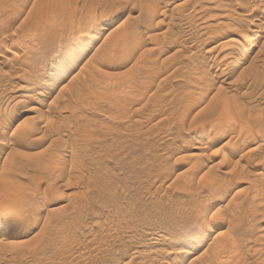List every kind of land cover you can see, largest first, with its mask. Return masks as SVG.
Returning <instances> with one entry per match:
<instances>
[{
  "label": "rangeland",
  "instance_id": "374dc122",
  "mask_svg": "<svg viewBox=\"0 0 264 264\" xmlns=\"http://www.w3.org/2000/svg\"><path fill=\"white\" fill-rule=\"evenodd\" d=\"M237 1L115 0L77 45L101 0H0V211L33 224L0 231V264H264V0Z\"/></svg>",
  "mask_w": 264,
  "mask_h": 264
},
{
  "label": "snow or ice",
  "instance_id": "6c2138e0",
  "mask_svg": "<svg viewBox=\"0 0 264 264\" xmlns=\"http://www.w3.org/2000/svg\"><path fill=\"white\" fill-rule=\"evenodd\" d=\"M111 2H115V0H101V3L97 5V9H98L97 12L89 16L85 21H83V27L85 29H90L93 31L98 29H103L104 31H107L108 29L118 24L124 12L127 10V8L132 6L128 3H123L120 5V8L116 9L115 11L102 12L99 10L100 8L104 7L106 3H111ZM71 47H72L71 45H68L63 50L66 56L61 68L62 72H67L69 75L71 74L72 71L75 70L73 64H78L79 61L83 58V56L87 55V52H83L82 54L81 53L73 54L69 51ZM51 79L53 80L54 86H58L56 85V76L51 77ZM102 86L116 89L123 87V82L118 77H109L108 79L102 81ZM217 151H219V149H217ZM204 218H206V214ZM202 223H203V218L188 220L183 225V229L177 232L178 238L180 239L196 238L200 234ZM5 227H8L11 230H23L25 225L20 219L17 218V216L11 209L6 208L0 211V231H3ZM177 247H179V245H177Z\"/></svg>",
  "mask_w": 264,
  "mask_h": 264
},
{
  "label": "bare ground",
  "instance_id": "6f19581e",
  "mask_svg": "<svg viewBox=\"0 0 264 264\" xmlns=\"http://www.w3.org/2000/svg\"><path fill=\"white\" fill-rule=\"evenodd\" d=\"M162 1H163V0H162ZM239 1H241V0H239ZM239 1H237V2L239 3ZM261 1H262V0H261ZM241 2H242V1H241ZM244 2H245V1H244ZM238 3H237V4H238ZM246 4H247L246 2H245V4H243V5H244V6H243L244 8H245V5H246ZM238 7L242 9V5H241V4H238ZM246 7H247V5H246ZM257 7H258V6H257ZM153 8H154V7H153ZM244 8H243V9H244ZM155 9H156V8H155ZM155 9H153V11H154ZM247 9H248V7H247ZM250 9H251V8H250ZM257 9H258V8H257ZM263 9H264V8H263ZM218 10H220V9H218ZM252 10H253V9H252ZM254 10H255V9H254ZM261 10H262V9H261ZM225 11H226V10H225ZM244 11H245V10H244ZM263 11H264V10H263ZM220 12H221V11H220ZM245 12H246L245 15L247 16V14L249 13V11H245ZM227 13H228V12H226L225 14L227 15ZM261 13H262V12H261ZM225 14L223 13L222 15H223V16H226ZM250 14L253 15V14L251 13V11H250ZM220 15H221V14H219V16H220ZM245 15H244V16H245ZM217 16H218V14H217ZM217 16L214 17L215 20L218 19L219 16H218V17H217ZM228 16H229V15H228ZM250 17H251L250 19H246V17H245V19H243V20H249V21L251 20L250 22H251V24H253L252 19L254 18V15H253V18H252V16H250ZM259 17H260V15H259ZM261 17H262V15H261ZM248 18H249V16H248ZM256 18H257V17H256ZM223 19H225V17H224ZM220 20H222V19H220ZM253 20H254V19H253ZM0 21L2 22V20H0ZM224 21H225V20H224ZM255 21L258 22V19H255ZM255 21H254V22H255ZM211 22H212V21H211ZM221 22H223V21H221ZM227 22H228V21H227ZM245 22H246V21H245ZM250 22H249V23H250ZM257 22H255V23H257ZM262 22H263V21H262ZM213 23H214V21H213ZM217 23H218V26H217V27H219V25H220L221 23L218 22V20H217ZM219 23H220V24H219ZM223 23H224V22H223ZM223 23H222V25H223ZM225 23H226V22H225ZM255 23H254V25H255ZM209 24H210V23H209ZM209 24H208V25H209ZM215 24H216V21H215V23H214V27L216 26ZM211 25H212V24H211ZM228 25H229V22H228ZM228 25L225 24V25H224L225 28H226ZM237 25L239 26V24H237ZM258 25H259V24H258ZM258 25L256 24L255 26L257 27ZM231 26H232V24H230V27H231ZM241 26H242V25H241ZM241 26H240V27H241ZM244 26L246 27L245 23H244ZM248 26H249V25H247V27H248ZM240 27H239V28H240ZM225 28H224V30H226ZM227 28H228V27H227ZM231 28H232V27H231ZM235 28L237 29V26H236ZM239 28H238V29H239ZM242 28H243V27H242ZM242 28L240 29L241 31H239V30H236V31H239V32L242 34V32L245 31V30H242ZM220 29H221V27H220ZM220 29H219V30H220ZM229 29H230V28H229ZM245 29H247V28H245ZM249 29H250V28H249ZM249 29H248V31H250ZM86 30H87V29H86ZM98 30H99V29H98ZM221 30H222V29H221ZM253 30H255V29H253ZM83 31H84V30H83ZM83 31H82V33H79L80 35L76 36L75 39H73L74 42H75V44L79 45L78 43H80V42L83 43V41L91 40V39L94 37V35H96L95 32H97V31L94 32L93 30H90V29H89L88 31H84V32H83ZM222 31H223V30H222ZM251 31H252V30H251ZM94 33H95V34H94ZM238 34H239V33H238ZM241 34H240V35H241ZM244 34H245V33H244ZM244 34H243V36H244ZM126 35H128V34L126 33ZM96 36H97V35H96ZM216 36H219V37L221 36V37H222L221 33H220V35H216ZM223 36H224V34H223ZM245 36H246V35H245ZM245 36H244V37H242V35H241V37L239 36L240 39H238V40H236V42H234V43L236 44V46H237L238 49H242V48L244 47V41H245V38H246ZM73 38H74V37H73ZM32 39H33V38H32ZM120 39H122V36L120 37ZM123 39H124V38H123ZM126 39H127V36H126ZM216 39H217V38H216ZM220 39H221V38H220ZM30 40H31V39H30ZM92 40H93V39H92ZM124 40H125V39H124ZM224 40H225V39H224ZM229 40H230V42H231V39H229ZM120 41H121V40H120ZM218 41H219V40H218ZM226 41H227V42H226ZM125 42H126V41H124V43H125ZM221 42H222V41H221ZM221 42H220V43H221ZM228 42H229L228 39H226V40L224 41V43H221V45H220L219 43H216V46H213V47H218L217 44H219V46H222V45L224 44V45L222 46V48H221V47H219V48L222 49V51H223V49H224V51H225L226 49H228V52H229V49H230V48H228V47H229L228 44H227ZM124 43H123V44H124ZM120 44H121V43H120ZM120 44H118V45H120ZM226 44H227L228 47L226 46ZM230 44H231V43H230ZM72 45H73V46L69 49V51H70L71 53H72L73 51H75V48H76V46L74 45V43H73ZM125 45H126V44H125ZM224 46H226L227 48H226V49L223 48ZM231 46H232V45H230V47H231ZM213 47H212L211 49H213ZM120 48L122 49V46H121ZM125 48H126V47H125ZM76 49H77V48H76ZM78 50H79V49H77V51H78ZM214 50H215V49H214ZM248 50H249V49H248ZM248 50L245 52V54H244L243 57H245L246 55H248ZM77 51H76V53H77ZM80 51H81V50H80ZM80 51H79V52H80ZM211 51H212V50H211ZM122 52H123V51H122ZM206 52H209V51H206ZM226 52H227V51H226ZM229 53H230V52H229ZM226 56L229 57L230 55H229V56L226 55ZM224 57H225V56H224ZM230 58H231V57H230ZM230 58H228V59H230ZM225 59H226V58H225ZM236 65H238V64H235L234 67H235ZM234 67H233V68H234ZM236 67H237V66H236ZM101 86H102V85H101ZM99 89H100L102 92H107V91H109V89H111V88H107V87H105V86H104V87L102 86V87H100ZM100 90H99V91H100ZM128 90H129V88H128ZM101 91H100V92H101ZM124 91H125L124 93L126 94L125 96L129 95V94H127V93H128L127 90H124ZM129 92H130V91H129ZM123 95H124V94H123ZM6 105L8 106V108H9V110H10V111H8V112H10V115H8L9 118L7 119L8 123L6 122V125H7L6 127H9L10 123L12 122V120L16 117V114H18L17 111H18V108H19V107H18V106H19V103H17V102L14 103V104H13V103H9V104L6 103ZM31 107H32V108H31L32 110H31L30 108H29V109H30V111H33V110L35 109V106H31ZM8 108H7V109H8ZM6 118H7V117H6ZM5 121H6V120H5ZM5 121H3V123H5ZM227 123H228V122H227ZM0 124H2V123H0ZM221 124H222V123H221ZM3 127H4V126H3ZM1 128H2V127H1ZM4 128H5V127H4ZM229 129H230V127L228 128V127H227V124H226V125H225V124H222L221 126H219V129H218L219 131H218V134H216V135H219V133H220V137H221V136H223L222 134L224 133V136H225V133L230 132ZM1 130H2V129H1ZM228 130H229V131H228ZM231 130H232V128H231ZM7 132H8V131H7ZM231 132H232V131H231ZM248 132H249V131H248ZM5 133H6V131H5ZM250 134H251V133H250ZM252 134H253L254 136H251ZM252 134H251V135L248 134L249 137L247 136V139L244 137V138L246 139V140L243 139L244 141H246V142L243 141L245 144H246V143H248V144H253V143H255V142L258 140L257 137H255V134H254V133H252ZM256 135H257V134H256ZM213 137H214V136H213ZM218 137H219V136H215V137L213 138V140L215 139V140L217 141V140H218ZM259 137H260V136H259ZM263 137H264V136H263ZM263 137H261V138L264 139ZM210 140H211V139H210ZM215 140H214V141H215ZM259 140H260V139H259ZM260 141H262V140H260ZM263 142H264V140H263ZM213 143H214V142H213ZM248 144H247L246 146H249ZM255 144H256V143H255ZM257 145H258V144H257ZM232 146H233V145H232ZM258 146H260V144H259ZM238 147H239V146H238ZM251 147H252V146H251ZM251 147H250V148H251ZM255 147H256V146L253 147V151L256 149ZM239 148H240V147H239ZM236 149H237V148H236ZM236 149H235V150H236ZM240 149H241V148H240ZM249 150H251V149H248V150H247V151L250 153L251 151H249ZM258 150H259V149H258ZM232 151H233V150H232ZM232 151H231V152H232ZM256 151H257V150H256ZM254 152H255V151H254ZM232 153H234V152H232ZM1 209H2V207H1ZM214 212H215V211H214ZM214 212H212V213L209 215V219H208V221L206 222V228L210 227L212 224L215 223L214 220H213V218H211V217L213 216V213H214ZM14 213H15V212H14ZM33 221H34V220H32V222H33ZM26 222H27V223H26L25 227L23 228L24 232H25V230H28V229L30 228V226L32 227V225H33L32 222H31L32 225L28 224V222L30 223V220H29V221H26ZM23 224H24V223H23ZM35 225H36V223H34V226H35ZM32 228H33V227H32ZM32 228H30V229H32ZM202 231H203V230H202ZM203 233H204V231H203ZM204 234H205V233H204ZM15 235H16V234H15ZM217 235H218V234H216L215 236L218 238ZM213 239H214V238H213ZM232 241H233V242H232ZM229 242H230V243H229ZM229 242H228L229 244H231V243H232L233 245L236 244L235 241H234L233 239L230 240ZM229 244H228V247H229V249L231 250V249H232V247H231L232 244H231L230 246H229ZM233 245H232V246H233ZM185 247H187V246H185ZM222 247H225V246H222ZM233 247H235V246H233ZM234 250H235V249L233 248L232 252H233ZM223 251H224V250H223ZM182 252H183V249L180 248V249L177 251V255H178V253L181 254ZM185 252L187 253V250H186ZM185 252H184V253H185ZM175 255H176V253H175ZM176 257H177V256H176ZM223 261H225V260H223ZM168 262H169V261H168ZM168 262H167V260H166V261H163V264H169ZM225 262H227V261H225ZM226 264H227V263H226Z\"/></svg>",
  "mask_w": 264,
  "mask_h": 264
}]
</instances>
